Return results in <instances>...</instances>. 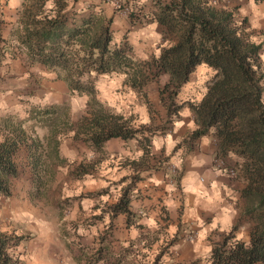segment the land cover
Wrapping results in <instances>:
<instances>
[{
    "label": "trees",
    "instance_id": "trees-1",
    "mask_svg": "<svg viewBox=\"0 0 264 264\" xmlns=\"http://www.w3.org/2000/svg\"><path fill=\"white\" fill-rule=\"evenodd\" d=\"M33 1L18 21L23 28L19 40L31 63L66 70L70 88L90 95L88 115L80 118L77 135L86 134L97 147L113 137L134 138L138 129L132 125V118L111 112L97 99L94 74L123 72L130 86L138 90L168 74V81L160 88L167 107L166 129L181 107L175 98L190 75L203 63L215 71L203 98L190 103L199 126L193 135L214 129L221 153L232 152L239 157L240 171L246 178L244 215L252 225L249 243L230 234L228 246L214 249L211 264H264L262 43L251 39L246 18L238 22L237 7L231 8L224 0H153L150 11L144 12L143 6L139 12L132 11L129 17L133 25L144 17L149 23L158 22L169 41L157 57L140 60L126 38L113 44V16L106 17L100 3ZM48 1L52 6L46 8ZM80 2L87 5L79 7ZM85 75L88 78L83 80ZM0 134L1 199L12 193V179L20 172L16 157L27 140L21 128L10 133L1 129ZM128 205L124 196L118 207L128 211ZM22 239V235L0 228V264H20L16 249Z\"/></svg>",
    "mask_w": 264,
    "mask_h": 264
},
{
    "label": "crops",
    "instance_id": "crops-1",
    "mask_svg": "<svg viewBox=\"0 0 264 264\" xmlns=\"http://www.w3.org/2000/svg\"><path fill=\"white\" fill-rule=\"evenodd\" d=\"M23 4L24 0H0V115L20 107L18 98L27 96L32 101L38 85L51 89L47 92L48 103L62 98L60 85L68 86L54 69L30 64L26 50L13 46L15 42L19 44L13 30L19 23ZM104 9L107 12V7ZM108 9V16H112V7ZM243 12L250 16V28L258 43H262L264 62V0L244 6ZM121 18L128 17L116 15V19ZM148 28L156 32L161 27L153 22ZM166 45L168 41L162 47ZM208 72L213 74L214 70L203 63L190 75L175 98L180 109L171 117L165 133L152 135L149 150L135 146L132 139H109L101 149L97 178L81 180L75 187L82 190L69 195L75 196L68 210L72 218L77 214L96 217L86 226L79 225V229L104 234L98 235L97 244L106 256L102 254L96 264H118L113 257H120L124 250L135 262L150 259L157 252L159 264H211L214 249L228 246L230 234L236 240L250 242L252 224L244 215L242 190L246 178L240 171L239 157L232 152L221 153L214 129L193 135L199 126L190 103L203 98L206 83L200 87L196 79ZM162 78L163 85L169 79L168 74ZM120 80L123 84V78ZM104 83L100 85L104 100L126 116L139 112L142 122L149 121L147 106L137 102L131 87L125 85L126 91L118 92L116 81ZM162 85L161 82L158 85V94ZM192 88H196L194 95L183 97ZM166 115L162 114L164 121ZM75 133L72 130L59 147V154L70 160L78 157L80 148L82 151L88 148L85 142L74 139ZM130 177L135 182L124 188L128 211H121L120 183L123 179V185L127 184ZM106 186L111 187L110 202L103 195L88 197L83 193ZM38 229L33 234L39 242L22 241L20 245L21 264H86L74 258L63 240H48ZM154 234L159 237L154 239Z\"/></svg>",
    "mask_w": 264,
    "mask_h": 264
},
{
    "label": "rangeland",
    "instance_id": "rangeland-1",
    "mask_svg": "<svg viewBox=\"0 0 264 264\" xmlns=\"http://www.w3.org/2000/svg\"><path fill=\"white\" fill-rule=\"evenodd\" d=\"M91 1L94 3H99L100 1L104 2L101 4V7L103 9L107 7V12H105V9L103 11L106 17H111L108 16L110 11L108 7H112L113 44H120L121 41L126 38L129 45L132 47L134 56L140 60H147L152 56L157 57L161 53L163 48L162 44L168 41L163 28L160 26L162 29L156 30V32L159 33V35H157L153 28H151V30L148 28L149 22H147L145 17L141 18L135 25L131 23L129 17L132 11L139 12L142 6L144 12L150 11L152 9L153 0ZM258 1L259 0H224L225 4L229 5L231 8L237 7L236 17L239 23H241L242 19H247V31L251 33V39L257 43L258 41L254 36L255 33L249 25L250 16L245 15L243 7ZM33 3V0H24L26 7L23 4L24 7L22 6L20 10L19 19L21 15H24L25 9L30 7ZM113 3L114 6H106ZM71 5L72 3H70L68 9L71 8ZM86 5L87 4L84 2L78 4L79 7ZM51 6L52 1H48L46 8ZM117 11L119 13H117ZM118 14L127 16L129 19H116V15ZM22 29L19 23L14 26L13 33L18 39L19 44L15 42L13 46L20 50H25L19 40V34L22 33ZM262 50L263 46L261 52ZM30 64L38 65L31 62ZM197 69L198 67L196 70ZM54 70L68 85L65 87L60 85L59 88L63 89L64 94L58 102L48 103L46 99L47 92L51 91V89L38 85L37 96H35L32 101H30L27 96L25 98H18L20 107L13 111L2 112L0 115V130L2 129L10 133L16 128H21L25 131L27 140V145L21 147L16 157V161L20 166V172L12 179V193L10 196H2L0 199V228L23 236V239L16 249L20 256V264L23 254L20 245L22 241L39 242L38 238L33 234L34 230L38 228V230H40L39 233L48 240H56L58 238L63 240L66 243L65 246L73 253L72 255L74 258L83 260L86 264H96L98 263V258L101 257L102 254H106L100 251L99 245L97 244L98 235L102 237L104 234H97L95 232L82 231L79 229V225L86 226L87 223L94 222L96 217L93 214L88 216L77 214L72 218L68 210L70 204L74 203L75 196L70 197L69 195H71V193H79L82 190V188L75 187L81 180H95L97 178V168L100 166L99 160L103 156L101 149L104 144L101 147H97L87 140L86 134L77 135L80 118L87 114L89 110L88 102L91 100V97L86 93L73 91L70 88L67 80L68 72L66 70L62 68H56ZM163 75L165 74L150 80L145 84L143 89L138 90L130 86L127 82V75L123 72L115 71L99 75L94 74L96 97L111 112L123 114L102 97L100 85L101 83L105 84L104 81H106L107 84L116 81L118 92L121 90L126 91L125 85L131 87L136 94L137 102L147 106L151 117L146 123L142 122L139 112L136 113V116H134V113L127 116L123 114L126 117L132 118V125L138 129L137 135L134 138H130L133 140L132 143H134L135 146L142 147L143 150H149L148 146L152 135L159 132L165 133L164 130L168 129L170 126L168 124V127L165 129L164 126L166 121L162 119V117H164L162 114H167V107L164 105L160 96V88L164 85H162ZM214 75L215 71L213 74H209V72L203 74L197 77L196 83L200 87H205V83L207 86L209 80ZM87 76L88 75H85L83 80L87 79ZM121 78H123L124 85L121 83ZM160 82L162 86H160L158 94L157 89ZM195 89L196 88H192V92H189L188 95L182 94L183 97L193 96ZM166 118L168 119V116ZM72 130H76L74 139L85 142L88 148L86 151H82L80 148L78 157L70 160L59 154V147L62 140L67 137ZM29 146H31V149ZM239 168H241V166ZM134 182L135 179L130 177L129 182L123 185L122 179L120 183L122 187L119 191L120 200L122 197L126 196L124 188H127V185L133 184ZM110 190L111 187L106 186L105 188H94L86 192L83 191V193L88 197L103 195L105 199H108L107 201L110 202L112 194ZM105 206H107V204ZM105 235H107V233H105ZM157 237L159 236L154 234L153 238L155 239ZM127 254V251L124 250V253H122L120 257H113V260L118 264H159L157 255H155L157 252L153 253L150 259H143L142 261L139 260L136 262L134 258L129 257Z\"/></svg>",
    "mask_w": 264,
    "mask_h": 264
}]
</instances>
